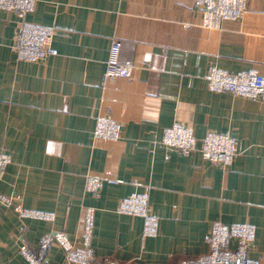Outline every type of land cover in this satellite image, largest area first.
Instances as JSON below:
<instances>
[{"label":"crops","instance_id":"1","mask_svg":"<svg viewBox=\"0 0 264 264\" xmlns=\"http://www.w3.org/2000/svg\"><path fill=\"white\" fill-rule=\"evenodd\" d=\"M27 19L54 27L57 54L17 60V15L0 8V150L11 158L0 177L9 199L0 200V264H31L22 246L36 251L53 231L78 240L86 207L96 264H181L207 252L217 220L254 225L250 256L264 264V101L211 91L206 79L211 66L264 77V0H247L242 18L215 29L200 25L194 0H36ZM113 40L133 63L127 77L106 74ZM97 117L118 121L121 136L94 139ZM174 121L198 144L210 131L229 134L231 165L164 146ZM87 172L101 179L97 193L84 189ZM135 192L148 196L155 236L143 235L141 217L115 211ZM45 262L64 264L61 246L50 244Z\"/></svg>","mask_w":264,"mask_h":264},{"label":"built area","instance_id":"2","mask_svg":"<svg viewBox=\"0 0 264 264\" xmlns=\"http://www.w3.org/2000/svg\"><path fill=\"white\" fill-rule=\"evenodd\" d=\"M36 0H0V8L12 10L17 15V27L12 49L17 60L40 61L56 55L57 50L51 41L55 33L52 25H43L27 19L34 8ZM194 7L200 13V25L207 29L220 27L226 19H240L247 11V0H194ZM120 44L111 42L105 63L107 75L127 77L133 68L129 59H119ZM211 91H228L236 96L256 98L264 101V77L256 72L228 73L216 66L208 69L206 76ZM121 124L109 117H97L92 132L94 139L116 140L121 136ZM161 143L177 149L184 155L198 150L204 159L225 167L231 165L236 152L234 139L227 133L210 131L197 143L192 131L183 123L174 121L163 132ZM11 158L6 151L0 150V177ZM101 179L89 172L85 174L84 189L97 193ZM0 200L9 203V199L0 195ZM21 216L41 219H53L50 212L30 210L14 205ZM117 213L136 215L142 218L144 236H155L158 233V218L150 212L148 196L145 193H131L122 197L115 209ZM95 211L86 207L78 240H70L63 232L53 231L40 239L38 250H31L26 244L21 254L31 264H46L45 253L50 244L56 243L64 251V264H96L91 246ZM255 226L248 222L225 224L214 221L208 231L206 253L193 259L183 260L181 264H262L259 258L250 256L255 240ZM236 240V246L230 247V241Z\"/></svg>","mask_w":264,"mask_h":264}]
</instances>
